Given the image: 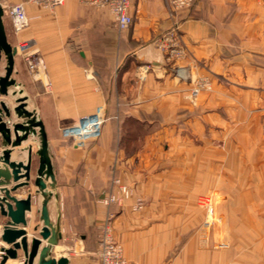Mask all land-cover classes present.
<instances>
[{"label":"crops","instance_id":"0c3cea01","mask_svg":"<svg viewBox=\"0 0 264 264\" xmlns=\"http://www.w3.org/2000/svg\"><path fill=\"white\" fill-rule=\"evenodd\" d=\"M28 12L23 30L11 19L4 24L11 45L32 39L45 61V72L33 77L17 53L12 75L48 135L56 178L51 221L86 232L100 229L112 212L115 237L137 264H264V0H195L175 16L168 0H131L133 20L124 30L107 8L78 0H65L54 14L35 6ZM175 20L182 57L156 45ZM6 63L0 52V75ZM199 74L212 88L194 99L190 88ZM16 89L0 95L12 109L21 95H13ZM98 108L107 118L99 138L79 146L61 137L63 127ZM12 119H20L14 110ZM136 132L144 134L139 142ZM33 137L13 148L12 160L26 161ZM114 178L132 194L107 206L98 199ZM36 189L32 176L16 194H35L29 236L42 201ZM139 197L143 205L135 208ZM204 219L211 247L195 252L197 234L190 250L166 263L173 244L167 230L195 229ZM80 237L74 243L82 253L69 255L70 264H89L86 233ZM66 243L63 234L55 248ZM1 245L7 246L0 239Z\"/></svg>","mask_w":264,"mask_h":264},{"label":"water","instance_id":"95a60500","mask_svg":"<svg viewBox=\"0 0 264 264\" xmlns=\"http://www.w3.org/2000/svg\"><path fill=\"white\" fill-rule=\"evenodd\" d=\"M0 52L4 53L7 61L4 74L0 75V95H8L10 86L17 88L12 92L13 95L17 92L21 94L16 97L17 104L13 109L5 100H0V137L4 146L0 151V221L2 217L8 218L2 224L0 232V239L7 244L0 246V264H6L9 259H20L21 264H70L67 255L58 258L51 256V249L61 237L60 226L51 221L48 209L52 196L49 189L56 186L52 155L43 121L35 110L29 109L28 96L23 94L21 83L12 75L17 47L8 42L1 1ZM13 110L20 119H12ZM30 135H34L33 138L39 137L38 150L34 152L32 144H29L26 162L12 160L13 148L19 146V149H23L20 145ZM35 155L38 156V165L33 170ZM32 176L37 187L35 192L42 196L39 209L42 225L39 235L29 236L27 211L32 209L35 194L31 191L25 197H18L16 194L19 189L30 186Z\"/></svg>","mask_w":264,"mask_h":264},{"label":"built area","instance_id":"2783aa9c","mask_svg":"<svg viewBox=\"0 0 264 264\" xmlns=\"http://www.w3.org/2000/svg\"><path fill=\"white\" fill-rule=\"evenodd\" d=\"M65 0H22L11 3L5 11L11 18L16 31H21L30 24L26 4L35 3L44 8L54 10L62 5ZM83 5L94 6L98 8H107L114 18L120 30L127 29L132 23L133 17L130 12L131 0H78ZM195 0H168L171 15L190 8ZM180 25L178 21H174L170 30L156 40V45L166 51L168 56L182 57L185 49L180 44V33L178 31ZM17 53H21L29 72L33 77H38L45 72V61L39 51L34 48L33 40L26 39L18 43ZM177 73L184 75L183 67L177 68ZM212 88L211 80L207 75L199 74L192 78V86L190 95L196 97L203 91ZM105 112L98 108L94 113L85 115L79 121L67 127H63L60 131L61 137L71 139L77 145L84 146L90 140L99 138L104 130L106 122ZM132 194L129 185L124 184L119 178L113 179V189L98 200L107 206L114 203H121L125 198ZM143 202L137 198L135 208L142 207ZM212 208L209 207V211ZM114 214L109 212L105 221L101 225V232L98 239L97 258L98 264H137L135 261L128 259L124 254L122 244L116 239L113 229Z\"/></svg>","mask_w":264,"mask_h":264},{"label":"rangeland","instance_id":"374dc122","mask_svg":"<svg viewBox=\"0 0 264 264\" xmlns=\"http://www.w3.org/2000/svg\"><path fill=\"white\" fill-rule=\"evenodd\" d=\"M3 7H4V20L7 22L9 19H11L9 17V15L7 14V12L5 11V8L7 9V7L14 2H18V1H22V0H0ZM83 5V4H82ZM31 6H35L38 7L42 10L45 11V13L47 14H54L55 12H57V8L54 10H50L47 8H44L38 4L35 3H28L26 4L27 7V12L29 11V8ZM29 14V12H28ZM29 16V15H28ZM30 18V16H29ZM204 91V90H203ZM202 91V92H203ZM138 130V127L136 128ZM144 134L141 132H136L134 134V141L135 142H139L140 140L138 139L140 137V139L142 140ZM34 139V140H33ZM28 140V139H27ZM32 143L34 145H32L33 147V151H37L38 150V146H39V137L36 136V138H32ZM20 151L18 150V153ZM38 161V156L35 155L34 156V161L33 163H35V161ZM35 164L33 166V170L35 168ZM39 197H41L39 194H37V197L35 198L37 200V198L39 199ZM41 207V202H39L38 200V205L36 204V220L35 223L30 226L31 228V234L32 235H39V230L40 227L42 225V221L39 218L40 212L39 209ZM209 210V207H208ZM37 227V229H35V227ZM60 232H61V237L64 234V241L67 242L65 245V249L64 250H58L57 248H55V246L51 249V256L56 257V255L58 253H63V255H67L69 257V255H75V253H82L81 251H78V247H76L75 245V241L77 240H81L80 234L81 233H86V246H84V252L86 253V255L88 256V261L89 264H96L97 263V247H98V239H99V235L101 232V228L100 229H91L89 231H75V230H70V231H63L60 228ZM167 234L170 237V239L173 241L172 247L170 248V250L168 251L167 254V258H166V263H171L174 259H176V257L180 254H184V252H186L187 250H190L192 247L190 245L191 241L193 239H195V237L198 235H200L201 237V243L198 245H195V247H193V250L195 252H198V250H203V249H207V247H211L212 245V230H210V233L208 235V229H207V219H204L203 222L195 229H188V230H167ZM31 235V236H32ZM61 237L58 240V244L59 241L61 239ZM208 238V239H207ZM96 241H97V245H96ZM198 248V249H197Z\"/></svg>","mask_w":264,"mask_h":264},{"label":"bare ground","instance_id":"6f19581e","mask_svg":"<svg viewBox=\"0 0 264 264\" xmlns=\"http://www.w3.org/2000/svg\"><path fill=\"white\" fill-rule=\"evenodd\" d=\"M31 136H34V135H31ZM29 137H30V136H29ZM29 139H30V138H29ZM29 139H28V140H29ZM27 146H28V145H27ZM27 154H28V153H27ZM26 159H27V157H26ZM25 162H26V161H25ZM16 262H18V261H17V260H14V259H13V260H10V263H11V264H16Z\"/></svg>","mask_w":264,"mask_h":264}]
</instances>
